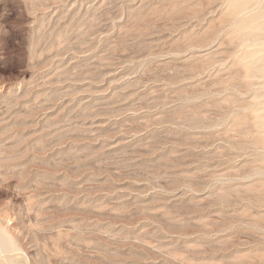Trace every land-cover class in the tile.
<instances>
[{"label":"rangeland","instance_id":"obj_1","mask_svg":"<svg viewBox=\"0 0 264 264\" xmlns=\"http://www.w3.org/2000/svg\"><path fill=\"white\" fill-rule=\"evenodd\" d=\"M231 1L0 0L1 264H264V43Z\"/></svg>","mask_w":264,"mask_h":264},{"label":"bare ground","instance_id":"obj_2","mask_svg":"<svg viewBox=\"0 0 264 264\" xmlns=\"http://www.w3.org/2000/svg\"><path fill=\"white\" fill-rule=\"evenodd\" d=\"M230 2V1H229ZM252 3V4H251ZM253 3H255L256 5H255V8H254V10L251 12V11H248V10H250V9H248V7L250 6V4L251 5H253ZM229 4V3H228ZM254 6V5H253ZM227 7L229 8V11L230 12H232L233 14H235V16H237V15H239V14H241L245 9H247L246 11H248V12H251L249 15H247V16H245V17H243L242 18V22L240 23V24H238V25H236L237 27L235 28L236 29V31H237V33L239 32L240 34H241V36H242V33L243 34H245L246 36H247V38L250 40H254V41H258V42H260V41H263V43H264V0H232L231 1V3H230V6H228L227 5ZM251 7V6H250ZM245 11V12H246ZM227 12H228V9H227ZM247 13V12H246ZM229 14H231V13H228V16H229ZM242 15H243V13H242ZM233 15H231V17H232ZM230 17V16H229ZM238 17V16H237ZM233 18H235V17H233ZM239 18H240V15H239ZM236 20H237V18H236ZM234 21V20H233ZM239 21L237 20V23H238ZM236 23V24H237ZM232 24H234V22L232 23ZM233 27H235V26H233ZM234 29V30H235ZM233 31V29L230 31V32H232ZM235 31V32H236ZM233 33V32H232ZM239 33H238V36H239ZM233 34H235V33H233ZM245 35H243V36H245ZM242 36V37H243ZM239 38H240V36H239ZM246 38V37H245ZM246 38V39H247ZM240 39H242V41H243V38H240ZM245 42H247L248 40H244ZM253 41V42H254ZM241 42V41H240ZM239 42V43H240ZM257 42V43H258ZM243 43V42H242ZM248 43H249V41H248ZM252 41L249 43L251 46H252ZM254 43H256V42H254ZM262 42H261V44H263ZM260 44V43H259ZM258 44V45H259ZM242 45V44H241ZM247 46H248V44H246ZM263 47H261L258 51H257V53L258 52H261V51H263L262 53H258V54H256V52H254L253 51V49H252V51H253V53H251L250 54V52L248 51V53L250 54V55H247V56H251L250 57V59H249V57H248V62L250 63V65L252 66V63H254L253 65L254 66H256V67H254L256 70L255 71H259V73L261 72L262 73V75H264V45H262ZM242 47V46H241ZM250 47V46H249ZM244 50V49H243ZM242 51V50H241ZM243 52V51H242ZM246 53V52H245ZM241 55V54H240ZM256 55H258L257 56V58H256ZM242 57H245V56H243V55H241ZM241 56H240V58H241ZM255 56V58L256 59H253V57ZM237 59V58H236ZM239 59V58H238ZM246 59V58H245ZM244 59V60H245ZM247 61V60H246ZM247 62V63H248ZM239 63H240V60H239ZM255 63L257 64V65H255ZM240 65H243V62H242V64L240 63ZM246 66H248V65H246ZM249 68H250V66H248ZM253 67H251V68H253ZM246 68V67H245ZM246 70V69H245ZM247 74H249L248 72H247ZM255 74L257 75L258 73H256L255 72ZM249 76H251V77H253L252 76V74L251 75H249ZM259 76H260V74H259ZM259 76H258V78H259ZM247 78H250V77H247ZM254 78V77H253ZM260 78H262L261 76H260ZM263 79H264V77H263ZM259 81V80H258ZM251 82H252V80H251ZM262 92H264V91H262ZM261 92V93H262ZM264 94V93H263ZM262 96H264V95H262ZM259 97H261V96H259ZM256 98V97H255ZM260 100H258V97H257V101H261V99H264V97H262V98H259ZM255 100V99H254ZM251 103V102H250ZM259 103V102H258ZM262 103H264V102H262ZM261 103V104H262ZM263 107V106H262ZM258 110V109H257ZM262 110H264V108L262 109ZM262 112H264V111H262ZM261 112V113H262ZM263 114V113H262ZM261 114V115H262ZM264 117V116H263ZM262 120H261V123L260 124H263L264 125V119L263 118H261ZM262 121H263V123H262ZM262 125V126H263ZM264 127V126H263ZM262 127V128H263ZM261 128V131L264 129H262ZM264 131V130H263ZM262 133V132H261ZM263 135H264V132L262 133ZM2 231V230H1ZM1 235V234H0ZM4 234H3V232H2V236H3ZM1 236V237H2ZM3 238H6V237H3ZM8 238V237H7ZM1 240H2V238H0ZM13 239V238H12ZM0 240V255H4V252L5 253H7L8 254V252H12V256H17V254H13L14 252H13V250H14V247H16V245L15 246H13V240H12V242L10 241V242H8V239L7 240H2L3 241V243L5 242V245H6V243H7V245L6 246H4L3 244H1V241ZM7 241V242H6ZM15 242V241H14ZM17 242H15V244H16ZM18 244V243H17ZM17 248V247H16ZM19 249V248H18ZM16 250V249H15ZM3 255L1 256V257H3ZM5 256L6 257H8V255H6L5 254ZM4 256V257H5ZM5 257V258H6ZM26 257V256H25ZM11 258V257H10ZM13 258V257H12ZM11 258V260H10V262L13 260ZM27 258V257H26ZM2 259V258H1ZM4 259V258H3ZM14 259H16L17 260V257L16 258H14ZM7 259H5V260H3V262L4 261H6ZM23 260V259H22ZM25 261V260H24ZM0 262H2V260L0 261ZM16 263V262H15ZM1 264V263H0ZM13 264V263H12ZM20 264V263H19Z\"/></svg>","mask_w":264,"mask_h":264}]
</instances>
